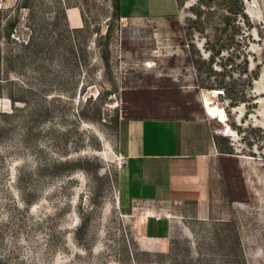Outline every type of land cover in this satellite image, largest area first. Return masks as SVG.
<instances>
[{"label":"rangeland","instance_id":"obj_1","mask_svg":"<svg viewBox=\"0 0 264 264\" xmlns=\"http://www.w3.org/2000/svg\"><path fill=\"white\" fill-rule=\"evenodd\" d=\"M116 2L0 0V264H264V0ZM205 90L238 157L209 213L129 200L120 123Z\"/></svg>","mask_w":264,"mask_h":264},{"label":"crops","instance_id":"obj_2","mask_svg":"<svg viewBox=\"0 0 264 264\" xmlns=\"http://www.w3.org/2000/svg\"><path fill=\"white\" fill-rule=\"evenodd\" d=\"M213 120L205 114L120 123L125 160L123 191L128 199L170 203L182 206L184 211L193 210L195 216L207 215L211 183L221 177L223 161H238L236 152L224 155L218 150ZM150 231L153 239H165L166 234L158 227H150ZM167 231L169 234L171 229Z\"/></svg>","mask_w":264,"mask_h":264},{"label":"bare ground","instance_id":"obj_3","mask_svg":"<svg viewBox=\"0 0 264 264\" xmlns=\"http://www.w3.org/2000/svg\"><path fill=\"white\" fill-rule=\"evenodd\" d=\"M217 94L216 91H203L202 93V103L205 109V114L210 118L217 120L218 122L224 124L220 134L230 137L232 139L236 138L234 131H232L225 123L227 121L225 112L222 107H219L213 101L214 95Z\"/></svg>","mask_w":264,"mask_h":264},{"label":"trees","instance_id":"obj_4","mask_svg":"<svg viewBox=\"0 0 264 264\" xmlns=\"http://www.w3.org/2000/svg\"><path fill=\"white\" fill-rule=\"evenodd\" d=\"M119 3H120V0H117L116 2V12L117 13L119 12Z\"/></svg>","mask_w":264,"mask_h":264}]
</instances>
